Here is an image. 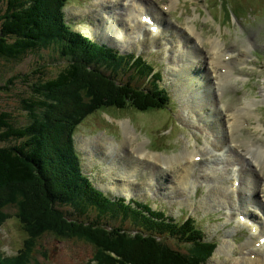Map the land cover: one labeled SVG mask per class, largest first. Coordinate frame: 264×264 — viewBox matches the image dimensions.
I'll use <instances>...</instances> for the list:
<instances>
[{
    "label": "rangeland",
    "instance_id": "1",
    "mask_svg": "<svg viewBox=\"0 0 264 264\" xmlns=\"http://www.w3.org/2000/svg\"><path fill=\"white\" fill-rule=\"evenodd\" d=\"M152 1V3L155 2V4L147 3L149 8L145 7L146 3L143 1L148 15L150 13L154 14V11L156 13L155 15L167 24L164 25L167 28L165 34L159 36L160 38L156 37L154 39L148 35V29L145 25L144 31H142L144 27H136V24L138 23L137 20L133 23L135 26L134 30L128 26L131 24L130 21L133 20L132 18L129 19V15L126 12V8L130 5V0H118L117 2H113L112 8L110 7V0H71L66 7V19L68 25L73 31H76V29L81 30L82 26H95L96 18L101 20V18L104 17H114L116 22L121 23L120 26L123 32L119 31L118 35L126 41V47H123V45L118 42L110 43L106 40L102 31L100 33L96 32L97 28H95L96 31L92 34V37L97 39L99 42L103 40L114 47L120 48V50H123L122 54H135L139 57L143 56L144 60L147 61L148 64L150 63L156 71H160L162 73V81L160 84L170 97V104L164 109H150V111L148 110L143 112L135 107H132L130 103L127 102L125 109L107 107L102 108L88 116L76 128L74 134V145L81 160L82 172L84 173V170L87 172L83 176L84 178L89 179L93 186L96 181L91 180V178L95 173L96 179L100 177V180H103L104 182H115L120 186L125 185L127 182H130L135 186L132 178L141 179L143 176H148L140 181L139 185L143 186L142 188L134 189L135 192L143 189V194L138 195L136 198L137 202L150 204V206L156 211H164L167 216L174 218H170V222L176 220L180 224L190 217L196 219L197 221L195 223L202 229L206 239L209 241H216L219 245V247L215 250L214 256L207 262V264H233L238 261L239 258L243 257L240 253L243 249L246 250V244L250 239L244 235L245 230L243 227L238 229L235 233L236 236L234 234L232 239L228 238L229 242L233 241L236 245L234 248L235 254H233V256L231 255L232 257L225 256L224 253L217 254L216 252L220 251L221 247L226 245V241L224 242L223 238L226 237L227 230L232 231V229L236 226L234 217L238 212H240L232 211L230 214L229 212L231 210H227L228 207L222 205L223 199L220 194L222 190H226V188L222 189L224 185L229 186V173L232 172L231 168L233 162L231 161L233 160L234 155L226 149V152H224L226 159L221 157L208 158L209 155H207L206 151L203 149L206 147V140L214 141L215 128L212 123L210 124L207 121H204L198 113H203L206 116H210V118L215 116L216 113L211 107L204 109L203 102H206V100L203 97L199 98L200 110L198 113L193 114V112L190 111L183 115V105L188 104L190 110H196L197 108L193 107V97L184 91L181 83L182 80L174 82L173 79H171H179L177 76L179 73H174L171 68L178 65L180 66L184 63L186 64L188 62L186 61L187 58L190 59L189 56L182 57L181 55L183 50L189 51V46H195L194 37H192L188 31V29L192 26L196 29L198 28V33L204 34V48L201 49L199 53L207 57L206 64L207 59L211 57V45L208 42L209 40H213L215 42L214 44H221L222 50L226 51V53L229 50L236 52L237 56L235 58H239L242 61L245 60L246 63H250L249 60L252 59V57H255V64L258 65V68L254 72H251V79L249 81L239 82L232 79L233 81L229 82L227 79L223 86L219 84L221 92L224 90L225 93L224 98L221 99L223 102L220 100V104L218 106L222 105V102L227 106L226 109H229L230 107L233 112L236 111L235 109L244 107L248 102L253 101L255 103L258 107L257 113L260 115V120L249 119L251 127L243 130L245 134L241 131L237 132L232 141L236 142V140H238L244 142L245 144L249 141H254L257 145L256 149L259 154H252L261 157L262 154L259 146H264V132L260 131L258 133L256 126L259 122L264 125V0H223L230 9V15L228 14V16L224 17H220L219 15L220 7L217 6V0H194V3L182 2V4L173 9L170 14H167V17L165 14L158 11L159 7L160 10H162V4L164 1L161 0L159 3H157L156 0ZM201 3L209 5L217 22H215L214 19L204 16L200 9ZM167 5L173 7V2L169 0ZM52 17L53 16H51V18ZM107 21L108 20H103V24H106ZM155 24L158 25L156 21ZM95 27H98V24ZM85 30L87 33H93L94 28L92 30L85 28ZM135 30H137V34L135 33ZM124 32L127 33L129 42H131L130 38H133V34H135L138 41L140 38L142 39V37H145V39L143 38L144 40H140L142 43L141 45H137L138 42L136 40L134 43H131V45L126 40V37L123 34ZM138 34L140 35L138 36ZM159 34L160 33L158 31V33L155 35L153 34V36H158ZM213 46L214 45L212 44V52ZM201 54L197 53L198 57H195L194 59H198L196 63L202 65V70L206 72L208 71V68L201 59ZM168 55H170V57H168ZM241 60H239L240 63L242 62ZM38 62L39 57L34 54L27 56L23 62L17 63L15 66L6 65L3 60L0 59V89L3 90L8 83L6 81L11 78L37 68ZM230 65L234 68L235 64L231 63ZM63 66V64L52 65L48 68V71H52L54 72V75H56ZM236 67L242 68L243 65L241 64ZM190 69H192L191 66L187 65L184 70L187 71ZM133 74H135L134 71L128 73L125 78L120 75V78L126 82L131 80V76ZM144 79L145 77L135 78L132 79V82L135 87L149 88V83H147ZM209 84L211 85V81H209ZM27 86V84H22L14 79L13 84L9 85L8 91L2 92L0 90V112H10L16 117V122L20 125L27 124V117L20 108L21 98H25L30 95V91ZM196 88L201 89L202 95H206L204 92H209L206 89L211 90V92H209L210 94L207 95L209 101L208 104H210L214 98L217 99L219 96L220 98L222 97L217 89H215L216 92H212V89L204 83L193 82V89ZM258 98H261L262 100ZM259 103H261V105H259ZM250 117L252 118L256 116L252 115ZM121 121L127 122V127L128 125H131V127H133L139 135V137L136 136L134 140L131 138L132 143L130 144L123 143L125 137L123 136V128L119 124ZM219 123L220 125L218 127L221 128L222 133L224 134H215V136L217 135L218 140H220V138L224 135L225 137L227 136L226 117H220ZM206 127H208L212 133L208 130L206 131ZM130 130L131 134H134L135 136V132L132 129ZM216 130H218L217 127ZM109 140L114 143L118 142L121 148L114 149L113 146L112 150L108 152L110 150L109 146L103 143H106ZM189 140L193 143L197 141L201 144L200 146H193L192 143L191 148L195 151L201 152L202 157L204 159L207 158V160L203 161V159V162L199 163L194 168L193 166L195 164L191 163L188 169L186 166L189 165L188 162H190V160L184 156L183 153L185 142ZM4 145V143L0 142V146ZM144 145L145 149L149 152L166 154L164 155V164L166 163V165L164 166L163 171L158 170V166L156 168L151 165L149 166L148 161L139 162L129 150L132 146L138 149ZM94 146L98 147L100 150L92 153L85 152L87 151L86 149ZM103 146L107 149L108 153L102 150ZM46 149L49 152L53 151L52 148ZM240 150H242V152L239 155V159L240 165L243 164V166L241 165V172H243L246 167H249V165L248 161L243 158L245 155L243 153V148H240ZM167 155L171 157V159H173V157L183 159V168L181 162H177L175 160L170 161ZM246 158L248 160L251 159L247 155ZM216 160H218L219 163ZM251 162H253V159H251ZM110 163L115 165V169L112 172H119L120 170L127 171L130 167V171L132 170L131 174L126 175V179H124L121 175L117 178H109V176L105 175V168L108 167ZM169 164H172L175 169L172 168L168 170L167 166H169ZM252 166L254 169V162ZM107 170L109 172L111 171L110 168H107ZM188 170L189 180L192 179L196 183V188L191 192H186L182 188L183 181L187 179L184 178V180H182V174H185ZM224 172L227 173L226 176L223 175ZM243 174L245 175V173ZM256 175H258L262 180V175L257 170ZM152 176L156 178L160 184L152 181ZM42 177L43 179L48 180V178L51 177V173L44 169L42 171ZM51 181L55 180L51 179ZM57 182L61 185H65L62 177L59 178ZM75 183L76 186L82 184L79 179H76ZM99 183L100 182H97L96 184ZM10 186L11 185L3 190H0V202L5 200L3 198L4 194H7V196L10 195ZM261 188L262 185H259V188H257L256 201L261 202L260 205L262 204L264 206V200L261 199L262 196L260 194V190L261 193L264 190ZM31 194L34 196V199H36L35 194ZM107 196L109 198H114V195L111 194H107ZM235 196H237V194ZM101 197L106 201L105 195H101ZM60 201L61 200L59 198L53 197L51 200L49 198V201H47L48 210L50 211L51 209L50 202L59 203ZM78 202L81 206L83 205L84 208L86 203L85 199L78 196ZM238 204L239 203L237 202V205ZM249 204L252 211L258 206V204L253 202H249ZM33 205V210H36V212L32 215L40 217L41 220H45L43 204L40 205L37 201ZM79 208L81 207L78 205V209ZM8 211L12 214V217L8 219L0 229V239L3 245L2 250L7 255L11 256L23 246L26 235L24 230L19 226V218L18 221L15 217L16 208L10 207ZM51 211L55 213L52 209ZM90 211L92 212L91 206ZM104 214L105 215L103 217L105 222H103V224L106 226L108 231H112L109 227V223H113L115 226H118V228L127 229L129 231L128 234H136V232L130 227L134 223L133 217L125 216L124 212H120L117 216H115V218L112 217V213L110 212H106ZM107 217L111 222L107 220ZM262 230H264V227H262ZM229 234L232 233L229 232ZM94 252L95 249L89 245V243L82 241H58L52 238H45L39 243L35 255H37L41 264H93L92 259ZM219 259H223L224 263L219 262Z\"/></svg>",
    "mask_w": 264,
    "mask_h": 264
},
{
    "label": "trees",
    "instance_id": "2",
    "mask_svg": "<svg viewBox=\"0 0 264 264\" xmlns=\"http://www.w3.org/2000/svg\"><path fill=\"white\" fill-rule=\"evenodd\" d=\"M69 1L0 0V59L15 66L32 54L39 57L37 68L11 78L0 89L8 91L15 79L27 84L30 91L28 97L21 98L20 106L27 124L17 123L10 112H0V142L5 144L0 146V190L11 185L10 195L4 194L5 200L0 202V229L11 218L7 208L15 207V217L27 234L14 256L2 250L0 239V264H41L35 252L45 235L94 245L96 264L204 263L215 245L198 244L203 234L193 219L176 227L166 225L165 214L152 211L148 205H142V211L140 204L115 207L84 178L74 134L88 116L107 107L125 109L127 102L143 112L163 108L169 95L159 87L160 73L151 78V87H134L132 79L154 71L143 56L120 55L73 31L65 21L64 8ZM223 7L224 16L230 15L226 3ZM60 64L64 66L56 75L48 71L52 65ZM132 71L135 74L131 80H121L120 75L125 78ZM44 169L51 173L48 180L42 177ZM61 177L65 185L57 182ZM76 179L82 184L76 186ZM78 196L85 199L84 208ZM53 197L62 200V207L74 201L81 208H68L69 213H76L69 218L63 210V216L56 211L51 202L55 214L47 205ZM37 201L44 206L45 220L32 215ZM106 212L114 218L120 212L133 217L130 227L136 234H128L127 229L113 223H109L112 231H108L103 224ZM167 230L178 236L180 244L185 242L181 248L154 236Z\"/></svg>",
    "mask_w": 264,
    "mask_h": 264
},
{
    "label": "bare ground",
    "instance_id": "3",
    "mask_svg": "<svg viewBox=\"0 0 264 264\" xmlns=\"http://www.w3.org/2000/svg\"><path fill=\"white\" fill-rule=\"evenodd\" d=\"M117 1L118 0H115V1L110 0V3H111L110 7L112 8L113 7L112 6L113 2H117ZM143 1L146 3V6H145L146 8H149L147 6V3L150 4V3L153 2L152 0H143ZM143 1L142 0H130V5L126 8V10H127L126 12L129 15L128 16L129 19H130L131 15H132V18H134V19H137V17L140 16V18H139L140 21H138V23L136 24V27H140V28H143L144 25L146 27V24L141 22V18L144 16V14H148L147 11L145 10ZM152 4H155V2L152 3ZM115 5H116V3H115ZM134 9H137L138 12L135 13ZM150 11H153V10H150ZM153 13H154L153 17H154L155 21L158 23V26H160L159 27V33H160L159 35H161L163 30H164V29H162L163 28L162 25L166 24V23L164 21L160 20L155 15L156 13L154 11H153ZM102 15H103V12H102ZM103 20H108V21L106 22V24H103ZM96 22L98 24V27L94 26L93 33H91V32L87 33L84 27L82 28V31L85 34H89V35L92 36V34H94V32L96 31L95 28H97L96 32L100 33L102 31L104 37L110 43L118 42L121 45H123V47H126L125 46V45H127L126 41H124L122 39V37L120 35H118L119 31L123 32V30H122V28L120 26L121 23L116 22L114 20V17H110V18L104 17V18H101L100 21H96ZM131 22H133V20H131L130 23ZM117 24H119V25H117ZM128 26L130 27V25H128ZM145 27L142 29V31L145 30ZM132 29L134 30L135 28H132ZM138 30H140V29H138ZM189 31H190V33H193L191 31V29ZM139 35L140 34H138V36ZM151 37H153V39H154L157 36H153V34H152ZM132 39H133V41H132ZM135 40L138 42L137 45H141L142 43L140 42V40H143V37H142V39L140 38L139 41H138L136 36H135V34H133V38H130L131 42H129V43L130 44L134 43ZM100 42L109 44L108 42H104L103 40L100 41ZM208 42L210 44L212 43L214 45L213 46V52H212V44H211L210 52L212 54L216 55V58L214 57V58H208L207 59L206 66L208 68V71L204 72L202 70V68H201L202 65H199V64L196 63V61H198V59H194L195 57H198L197 53L201 54V53H199L200 49L197 48L196 46H192V47L189 46V51L183 50V53H182L181 56L182 57H187V56L190 57V59L187 58L186 61H188V62L186 64L184 63V64H182L180 66L178 65V66H175V67L171 68V70L174 73H179V75L176 74L178 76V78H179L178 80L174 79V78H171V79H173L174 82H179L180 80H182L181 83H182V86L184 88V91L187 94H190L193 97V99H194L193 107L197 108L196 110H190L188 104H185V105H183L184 107H182V109L184 108L182 113H183V115L185 113H187V112H190V111H192L193 114L198 113L199 110H200L199 98H203L204 97V99L206 100V102H203L204 109H207V108L211 107L215 111L216 114L212 118H210V116H206V115H204L203 113H200V112L198 114L204 121H207L210 124L212 123V125L215 128V132H214L215 134L218 135V134L222 133L221 128L218 127L220 125L219 118L220 117H222V118L226 117V121H227V125H226L227 136L226 137L224 135L223 138H220V140H218L217 139V135L215 136V134H214V141H207L206 140V142H205L206 147L203 150H205L206 154L209 155L208 158H212V157H218L219 158V157H221L223 159H226L225 158L226 155L224 154V152H226V149H228V151L232 155L239 156L240 153H241L240 147L242 145V147H245L246 154L250 155L253 158L262 160L263 161L262 165L264 166V154H262L261 157H258V156L253 155L252 152L248 149L249 144L253 145L254 147L257 146L254 141H249V142H247V144H245L244 142L238 141V140H236V142L232 141L233 137H235V134L237 132H240V129L245 125V122H246V119H247V114H245V112L249 111L252 108V106L255 105V103L253 101H252L253 103L252 102H248V103H246L247 105H245L244 107H241L240 109L239 108L238 109L234 108L236 111L232 112L230 107H229V109H226L227 106L222 103L223 101L221 100L220 96L217 99L214 98L213 101L210 104H208L209 101H208V96L207 95L210 94L209 93V92H211L210 89H206L207 91H209V92H204V94H206V95H202L201 94V89L200 88L193 89V82H200V83H204L207 86H209L212 89V92H216L215 89H217V91L220 92V95H222L221 88H220L219 84H221L223 86L225 84V81H227V79H228L229 82L233 81L232 79L235 80V76L233 74L234 68L231 67L230 64L234 63V64H237V65H241V64L243 65V64L246 63L245 60L242 61L239 58H235L236 56L233 54V52H231V51L229 52L228 51L226 53V51L222 50L221 44H214L215 42L213 40L212 41L209 40ZM109 45L112 46L111 44H109ZM226 56L228 58H225ZM201 59L203 60V62L205 64L206 56L202 55ZM239 60H241L242 62L240 63ZM187 65H190L192 69L187 70V71L184 70ZM222 70H224V72ZM187 72H188V74H187ZM209 81H211V85L209 84ZM220 100L222 101L221 102L222 105L218 106L220 104ZM206 105H207V107H206ZM252 115L256 116V113L252 111L250 113L249 117L252 116ZM228 118H229V120H228ZM195 122H197V121H195ZM122 125H123L124 136H125V140L123 141V143L124 144H128V143L130 144V143H132L131 142V138L134 140V134H131L130 128H128L126 126L127 122H122ZM216 127H217L218 130H216ZM207 130L210 131V129L208 127H206V131ZM210 132L212 133V131H210ZM222 134H224V133H222ZM92 141H94V140H92ZM192 143L193 142L190 141V140L186 141L185 142V146H184L183 155L186 156L187 158H189V160H190V162H188L189 165L186 166V168H188V169H189L191 163L197 165L195 162L191 161L192 158L195 156L194 155V151L195 150L191 148ZM195 143H197V142H195ZM114 146H116L117 149L121 148L119 143H115ZM259 147H260V152L262 153L263 145H260ZM109 148H110V150L108 152H110L113 147L109 146ZM116 148L114 147V149H116ZM86 150L92 153V152H95V151L100 150V149L98 147L94 146V147H91V148L86 149ZM102 150L107 152V149L104 148V146L102 147ZM218 153H219V155H217ZM138 154H141V152H139ZM154 156H155L154 160L157 161L158 163H160V165L158 167V170L163 171L164 169L162 167V164H164L165 156L164 155H163V157L159 156V155H154ZM243 158H245V160L248 161V165H249V167L246 168V171H245L246 172V178L241 177V174H239V175H235L234 174L233 175V181L236 182V181H238L240 179L241 183H240L239 187H237V188L235 187V185H233L232 187H229L228 189L226 187H224V189L226 188V190L222 191V193H221L222 194L221 198L223 199V204L222 205L227 206L228 207L227 209L231 208V210H233V211H240V212H243V213L247 214L248 218L253 219V222L257 226V229L260 230L261 232H264V230H262V227H264V225L261 224V222H259V220H257V218L255 217L254 213L250 209H248V207L244 203V201L248 200V201H252V202L258 203L260 205L261 202H257L256 201V194H257L256 192H257V188H259V185H262L261 189L264 188V184H263L264 180L262 181L261 178L258 175H256V170H254L255 168L253 169V166H252L253 162H250L246 158V155H244ZM169 159H170V161L171 160H175L177 162H181V165H182V168H183V166H184L183 159H177L175 157H173V159H171V157H169ZM205 159L207 160V158H205ZM227 160H228V158H227ZM235 160H238V158L235 157ZM216 161L218 162V160H216ZM241 163H244V162H241ZM241 165L243 166V164H241ZM107 168H110V167H106L105 168V170L108 173H110L107 170ZM172 168L175 169V167L172 164H169V166H167L168 170H170ZM131 171H130V167H129V170H127V171L120 170L119 172H120V174H122L121 176L124 179H126V175L131 174ZM113 176L117 177L118 174L116 172H114ZM182 177H183L182 180H184V178L189 177V170L185 174H182ZM151 180L156 182V183H158V184H160V182L157 181V179L154 178L153 176L151 177ZM183 184H184V182L182 183V186H183ZM100 186L102 188H106L107 187V185L104 186V184H100ZM195 187H196V185L193 186V188H195ZM135 188L140 189L141 187H135L130 182H127L123 186H120L117 183H114V185H110V187H109V189L113 190L118 195H126L130 199H131L132 196H136L137 197L139 195V192H143L141 190H139V191L137 190V192H135L134 191ZM234 194L235 195L237 194V196H235ZM237 202L239 203L238 206H237ZM146 205H149V204H146ZM260 206L264 209V206L262 204ZM116 207H120V206L117 204ZM240 215H242V213ZM246 222H248V221L246 220ZM240 224L241 223L239 222L237 226H239ZM251 225H253V224H251ZM229 232L234 234V231L228 230L227 233L229 234ZM246 245H247V248H246L245 252H244V249H243L241 251V253H240V254H242L243 257L239 258V260L236 261L233 264H264V249L262 247H260V248H256V247L251 248L252 245H251L250 240H249V242ZM246 245H245V247H246ZM235 246L236 245L234 244V242L233 241L229 242V240L227 238L226 239V245L221 247V250L218 251V253H224L225 256H231V255L233 256V254H235V252H234ZM251 252L256 253L257 256H256L255 259H251L250 257H248L249 253H251ZM219 262H223L224 263V260L223 259H219Z\"/></svg>",
    "mask_w": 264,
    "mask_h": 264
},
{
    "label": "water",
    "instance_id": "4",
    "mask_svg": "<svg viewBox=\"0 0 264 264\" xmlns=\"http://www.w3.org/2000/svg\"><path fill=\"white\" fill-rule=\"evenodd\" d=\"M113 121V120H112ZM122 122H124V121H121V122H119V124L122 126V128H123V125H122ZM123 133H124V129H123ZM123 136H124V134H123ZM115 143H118V142H115ZM115 143L113 142V141H107L106 143H103V144H105V145H107V146H110V147H113L114 145H115ZM115 148H116V146H114ZM50 206H51V202H50Z\"/></svg>",
    "mask_w": 264,
    "mask_h": 264
}]
</instances>
